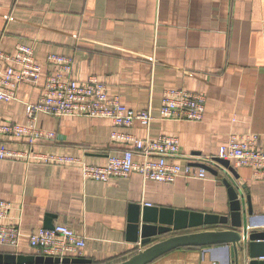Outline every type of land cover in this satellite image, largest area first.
I'll return each mask as SVG.
<instances>
[{"label": "crops", "instance_id": "obj_1", "mask_svg": "<svg viewBox=\"0 0 264 264\" xmlns=\"http://www.w3.org/2000/svg\"><path fill=\"white\" fill-rule=\"evenodd\" d=\"M19 44L33 47L43 77L38 85L22 83L17 99L0 100V118L27 124L28 103L40 98L46 75L54 69L48 61L52 53L73 58L76 79L97 76L111 96L119 95L130 108L150 110L154 118L149 127L139 121L117 127L104 117L39 113L35 125L54 131L55 138H37L30 144L26 138L0 136V146L100 165L126 147L112 139L115 130L140 138L176 135L180 155L175 162L190 164L197 176L159 182L132 172L100 181L86 179L76 163L4 159L0 199L10 204V211L0 223L18 226L22 236L18 247L0 244V254L42 255L31 246L29 235L66 224L86 245L81 254L64 257L118 264L144 248L130 229L136 208L140 215L147 205L230 212L225 174L206 169L200 178L198 173L204 164L218 171L215 159L231 133H258L264 148V0H0V49L13 53ZM168 88L205 95L203 119L161 117ZM143 159L135 154V160ZM230 164L238 177H229L251 197L254 215L264 220V177L252 167L237 166L233 160ZM214 228L174 230L153 241ZM229 263L226 247L213 245L176 248L148 264Z\"/></svg>", "mask_w": 264, "mask_h": 264}, {"label": "built area", "instance_id": "obj_2", "mask_svg": "<svg viewBox=\"0 0 264 264\" xmlns=\"http://www.w3.org/2000/svg\"><path fill=\"white\" fill-rule=\"evenodd\" d=\"M54 69L47 73L43 93L34 103H28L27 124L14 123L0 118V136L14 139L26 138L33 144L37 138H55L54 131L35 125L39 113L54 116H90L112 120L117 127L132 126L139 121L149 127L153 115L150 110H136L128 107L119 95L111 96L108 85L97 76L80 81L73 76V58L52 53L48 57ZM43 77V68L37 62L31 46L19 44L13 53L0 49V100L17 99L22 83L38 85ZM206 97L182 88H168L164 91L161 117L166 119L202 120ZM112 139L126 145L120 155L109 157L106 164H90L82 159L68 156L41 154L34 150L23 153L16 149L0 146V162L4 159L26 157L51 163H76L82 168L86 179L108 181L113 177L128 176L132 172L142 174L145 180L173 182L179 176L194 174L190 164L175 162L180 155V139L176 135H160L156 138L136 137L132 133L113 131ZM258 133L241 135L231 133L229 142L221 146L219 158L234 161L237 166H249L256 174L264 177V148L259 144ZM141 154L142 161L135 160ZM206 169L200 168L198 177L205 178ZM10 204L0 199V220L5 219ZM22 233L16 225L0 223V244L18 247ZM29 242L40 254L64 257L69 253H82L86 242L83 236L66 224L53 228L42 227L29 235Z\"/></svg>", "mask_w": 264, "mask_h": 264}, {"label": "water", "instance_id": "obj_3", "mask_svg": "<svg viewBox=\"0 0 264 264\" xmlns=\"http://www.w3.org/2000/svg\"><path fill=\"white\" fill-rule=\"evenodd\" d=\"M219 169L202 165L214 174L222 175V181L229 189L231 198L230 212L212 214L172 210L166 208L144 207L143 214H137V208L131 217L130 229L138 233L144 248L130 259L118 264H148L157 257L173 249L185 246L224 245L229 253V264H264V220L254 215L251 197L246 195L238 183L232 181L229 174L238 177L231 161L216 158ZM215 226L189 233L173 235L163 241L154 242V238L166 233L188 228ZM50 227V226H46ZM51 228V227H50ZM86 264V259L52 257L44 255L0 254V264Z\"/></svg>", "mask_w": 264, "mask_h": 264}]
</instances>
